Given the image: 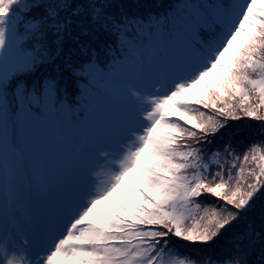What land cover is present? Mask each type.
Wrapping results in <instances>:
<instances>
[{
    "label": "snow or ice",
    "instance_id": "snow-or-ice-1",
    "mask_svg": "<svg viewBox=\"0 0 264 264\" xmlns=\"http://www.w3.org/2000/svg\"><path fill=\"white\" fill-rule=\"evenodd\" d=\"M0 264H264V0H0Z\"/></svg>",
    "mask_w": 264,
    "mask_h": 264
}]
</instances>
